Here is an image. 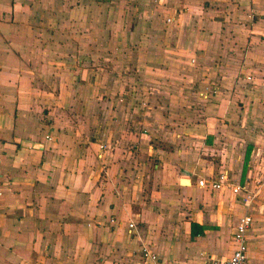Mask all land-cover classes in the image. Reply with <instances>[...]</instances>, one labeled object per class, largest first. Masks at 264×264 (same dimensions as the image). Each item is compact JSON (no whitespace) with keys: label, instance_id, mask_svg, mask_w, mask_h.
I'll return each mask as SVG.
<instances>
[{"label":"crops","instance_id":"crops-1","mask_svg":"<svg viewBox=\"0 0 264 264\" xmlns=\"http://www.w3.org/2000/svg\"><path fill=\"white\" fill-rule=\"evenodd\" d=\"M235 1L229 10L250 24L191 4V24L221 38H153L141 53V73L177 67V56L218 73L181 115L172 79L153 103L128 92L140 69L127 70L125 47L139 55L147 39L113 38L127 1L0 0V264H211L232 252L241 199L256 187L246 264H264V0ZM170 15L162 25L177 24ZM229 29L236 38H222ZM215 53L226 57L210 68ZM221 172L243 190L198 187Z\"/></svg>","mask_w":264,"mask_h":264},{"label":"rangeland","instance_id":"rangeland-1","mask_svg":"<svg viewBox=\"0 0 264 264\" xmlns=\"http://www.w3.org/2000/svg\"><path fill=\"white\" fill-rule=\"evenodd\" d=\"M125 1H127L125 6L121 7L122 12H119L121 14V17L124 18V21H122L124 25L122 26V28H121V25L118 28L117 26L114 28V31L112 34L113 38H143L144 37L147 39V41H145L141 45V52L139 55H138L139 52L138 53L136 52L135 47L138 46L136 43H131L127 47H125L126 50L128 49V52H125V49H123L122 43L113 44V47H114L113 52L115 54L114 55L115 58H118L119 61L121 62L125 61V58H123L122 56L123 51L130 58V59L128 58V60L126 59V62H130L129 68L127 70H130L132 68L134 71H136L135 70L136 67L140 69L137 74L130 71L132 75L131 76L132 80L128 81L130 82L129 83L130 87H129L128 92H130L131 95L132 94L136 95V93L139 92L140 90V93L144 92L145 96L150 95L152 98V103H153L154 99L156 101L158 100L155 98L156 96L160 97L161 99L162 92H164V90L169 87L168 82H170V80L172 79L171 82L172 81L175 82L179 89L183 88L184 90V91L179 90L177 92V98L179 99L180 106H182V107L178 106L177 111L178 112L182 111L181 115H183L186 112V110L190 111L194 106L196 109H199L200 103L197 101V103L199 104V107L196 106L195 103L192 102V98H197L196 100H199L200 102L201 100H204V98L202 97L203 93L205 92V88H206L204 86L206 84L209 85L213 80L219 77L217 72H212L210 74L206 73L204 75H201L203 74V71L200 69H203L204 67L203 61L201 60V58L194 59V62H192L190 59H188L185 56H181V57L177 56L178 58L176 59L177 67L175 65H172V67H170L168 66V64H165V68L162 67V69L164 70L156 71L154 74L141 73L140 71L144 72L143 63H145L143 61L141 53L145 49L149 48L148 45L153 46V42L151 41L153 38H157L156 40H158V42L161 40V38H186V40H191L192 38H197V37L198 38H209L212 35L217 36L214 38H221V34L219 35V33L221 32H216V31L212 32L213 30L210 31L209 29H206L205 24H203V22L202 23L198 22L199 19L197 21L194 19L193 24H191L192 21L188 18V14L190 13L188 12V9H189L188 7L189 6L191 7V4H193L194 7L197 6V7H202V8H207L209 5V8L214 9L213 10L214 14L210 17V20L211 19L217 20L216 16L214 15H217L216 13L218 10H221V11L227 10L228 12L227 22H229L232 25L236 23H240L242 21L245 22L246 24L247 23L250 24L251 19H250L249 13H247L244 10H240V11L238 10L236 15L233 14L235 11L233 12V11H230L229 9L233 6L238 5V2L235 0H227V1L226 0H222V1L220 0H214V1L213 0H209V1L195 0L194 3L191 2L190 4H188L189 2H186L187 0H125ZM174 2L180 3V7H177L178 4ZM209 2L212 5H210ZM168 3L170 4V7H173L176 9V11H174L176 14L175 18L179 19L177 24H175L174 26L171 25L169 27L162 25L160 21L162 18L166 19L168 17L167 15L169 14H172L170 16L175 15L173 14L172 10H169V11L166 10L167 8H165L166 5L164 4H168ZM187 4L188 6H186ZM159 5H162V9H164V11H161L162 9L158 7ZM217 5L219 6V9H217L218 7ZM238 6L239 8H241L240 5ZM177 8H179L180 11H178ZM116 13L117 12L115 8V16L117 17ZM141 14H145V19L142 18V16H140ZM178 15H179V18H177ZM155 16L159 19H156ZM244 16H246V19L243 18ZM138 18L140 19L138 20ZM187 21L189 23L186 24ZM228 27L229 26H227L226 28ZM127 28H129L128 29L129 33L127 32L125 34ZM108 32L109 30L107 31V35L104 33L101 36V38H108L109 37ZM224 34H226V36L222 34V38H236V33H234L232 29H229ZM125 35L128 37H125ZM147 43L149 44L147 45ZM160 45L163 46L162 43ZM139 47L140 46H138V49ZM226 49L227 48H224L223 50L225 51ZM217 54L218 53H215L214 54L215 56L211 55V58L207 60L208 62L205 61L207 66L210 64V68L212 66L217 67V65L221 63L222 60L226 57V54H224V57L222 58L219 57ZM219 59H222V60L219 61ZM121 62L118 63L117 65L119 69L122 65ZM145 69H148V68L145 67ZM148 72H153V71H148ZM193 74L194 75L198 74L199 76L196 77ZM200 75L203 76L204 81L202 80V78L201 80H198V78H200ZM223 75L224 76H222L219 80L214 81V83L216 84L223 83L225 78H228L229 76H231L225 73H223ZM122 81L128 84L127 77L126 79L124 77H121V83L123 85L124 83ZM133 81L135 82V84H131V82ZM195 81H197V84ZM184 85H188L193 89L196 88V90L187 89V87L185 88ZM202 88L204 89L202 90ZM161 102H162V108L164 110L162 114L168 113L166 104H164L162 100ZM144 105L145 104L142 103V106ZM146 106H147V111L150 110V107H148L149 105L146 104ZM255 185L257 186V184ZM257 188L258 187L253 188V191L250 192L252 193L253 198L257 196V192H258Z\"/></svg>","mask_w":264,"mask_h":264},{"label":"built area","instance_id":"built-area-1","mask_svg":"<svg viewBox=\"0 0 264 264\" xmlns=\"http://www.w3.org/2000/svg\"><path fill=\"white\" fill-rule=\"evenodd\" d=\"M166 22H170V18L166 19ZM1 164L2 158L0 155V179H1ZM200 188H207L211 191H223L225 188L232 191V193H237L243 190L238 184H235L226 174V172H221L217 174V176L213 179H203L199 180L197 183ZM246 194L241 199V203L246 210L237 221L236 225L233 227L231 234V243L233 246L232 252L228 257L219 261H212L211 264H246L247 261V241H246V233L249 230L252 219L248 214V206L252 199V195L250 192H245ZM132 224H128V228H132ZM144 255H147L146 250H142ZM151 260H154L153 256H150Z\"/></svg>","mask_w":264,"mask_h":264},{"label":"water","instance_id":"water-1","mask_svg":"<svg viewBox=\"0 0 264 264\" xmlns=\"http://www.w3.org/2000/svg\"><path fill=\"white\" fill-rule=\"evenodd\" d=\"M182 183H184V181L182 180Z\"/></svg>","mask_w":264,"mask_h":264}]
</instances>
